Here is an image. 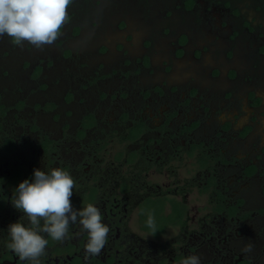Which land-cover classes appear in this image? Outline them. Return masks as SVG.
<instances>
[{"label":"flooded vegetation","instance_id":"flooded-vegetation-1","mask_svg":"<svg viewBox=\"0 0 264 264\" xmlns=\"http://www.w3.org/2000/svg\"><path fill=\"white\" fill-rule=\"evenodd\" d=\"M244 1L74 0L54 44L0 37V264H32L11 201L56 167L110 231L88 257L78 222L42 233L41 264H264V0Z\"/></svg>","mask_w":264,"mask_h":264},{"label":"clouds","instance_id":"clouds-1","mask_svg":"<svg viewBox=\"0 0 264 264\" xmlns=\"http://www.w3.org/2000/svg\"><path fill=\"white\" fill-rule=\"evenodd\" d=\"M73 3L74 0H0V37L6 35L21 47L25 42L35 49L52 45L69 23L68 10ZM74 187L73 177L59 167L48 172L34 169L31 180L19 183L11 203L28 218L30 226L20 222L10 224L7 247L21 261L41 264L40 257L46 254L49 243L43 234L62 242L68 235L70 224L77 222L88 236L86 257L98 256L104 249L110 229L102 223L100 209L94 204L74 208L71 199ZM147 226L156 231L152 213L148 214ZM252 248V244H247L242 252H251ZM180 264H201V259L198 255H189L181 259Z\"/></svg>","mask_w":264,"mask_h":264},{"label":"rangeland","instance_id":"rangeland-1","mask_svg":"<svg viewBox=\"0 0 264 264\" xmlns=\"http://www.w3.org/2000/svg\"><path fill=\"white\" fill-rule=\"evenodd\" d=\"M253 0H245L243 3H241V4H243V10L245 11V13H251V12H253V9H251L250 8V6L252 5V2ZM261 3V5H264L262 2H260Z\"/></svg>","mask_w":264,"mask_h":264}]
</instances>
